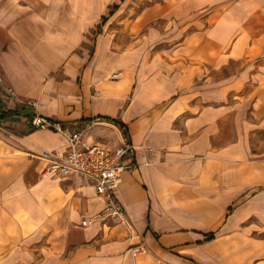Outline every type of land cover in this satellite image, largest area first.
I'll return each instance as SVG.
<instances>
[{
	"label": "crops",
	"instance_id": "crops-1",
	"mask_svg": "<svg viewBox=\"0 0 264 264\" xmlns=\"http://www.w3.org/2000/svg\"><path fill=\"white\" fill-rule=\"evenodd\" d=\"M36 116L134 146L124 217ZM0 264H264V0H0Z\"/></svg>",
	"mask_w": 264,
	"mask_h": 264
},
{
	"label": "built area",
	"instance_id": "built-area-1",
	"mask_svg": "<svg viewBox=\"0 0 264 264\" xmlns=\"http://www.w3.org/2000/svg\"><path fill=\"white\" fill-rule=\"evenodd\" d=\"M118 75H114L117 78ZM36 129H52L63 134L68 140V152L64 155L55 152H43L41 158L47 161L48 165L44 170L47 177H77L89 179L96 188L99 195L108 201L106 216L124 217L125 211L116 198V192L120 187L121 174L126 170L136 167L133 157L135 156L134 146L127 142L115 150H111L99 144L87 140L82 131H70L67 127L57 122H52L36 116L33 121ZM103 214L94 218H84L82 226H88L98 220L102 221ZM127 228H131L130 221L122 220ZM144 252L141 246L134 249V253Z\"/></svg>",
	"mask_w": 264,
	"mask_h": 264
},
{
	"label": "rangeland",
	"instance_id": "rangeland-1",
	"mask_svg": "<svg viewBox=\"0 0 264 264\" xmlns=\"http://www.w3.org/2000/svg\"><path fill=\"white\" fill-rule=\"evenodd\" d=\"M143 6H144V5H142L141 8H143ZM126 13H129V12H125L124 14H126ZM24 114H25V113H24ZM30 116H31V115H30Z\"/></svg>",
	"mask_w": 264,
	"mask_h": 264
}]
</instances>
